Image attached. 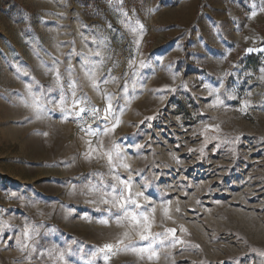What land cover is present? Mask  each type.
Masks as SVG:
<instances>
[{
  "label": "rangeland",
  "instance_id": "obj_1",
  "mask_svg": "<svg viewBox=\"0 0 264 264\" xmlns=\"http://www.w3.org/2000/svg\"><path fill=\"white\" fill-rule=\"evenodd\" d=\"M261 8L264 0H0V220L13 226L0 233V264H64L60 251L68 264H88L97 247L115 243L124 231L107 217V206L98 211L87 202L94 197L81 194L89 180H98L91 173L107 176L108 169L84 158L88 138L76 120L59 109L36 119L21 102L26 84L37 93L53 86L46 69L55 58L62 75L69 63L74 66L77 95L102 108L103 93L92 88L83 57L75 54L97 50L111 57L103 78H116L105 86L114 107L119 111L131 98L111 139L133 171H119L131 174L134 191L157 207L152 231L176 228L186 242L152 260L117 251L107 264H264V51L246 52L264 49ZM122 19L144 25L138 48ZM93 38L107 47L98 48ZM140 60L148 66L140 68ZM221 80L235 98L222 95L224 103L212 106L205 86ZM59 97L57 89L46 99ZM244 101L249 106L241 111ZM206 124L219 125V132L209 131L219 140L208 143L201 157ZM73 185L77 191L70 194ZM168 201L172 219L161 226L159 205ZM102 218L109 223H100ZM25 220L39 234L21 251L15 237ZM95 264L105 261L97 256Z\"/></svg>",
  "mask_w": 264,
  "mask_h": 264
},
{
  "label": "snow or ice",
  "instance_id": "obj_2",
  "mask_svg": "<svg viewBox=\"0 0 264 264\" xmlns=\"http://www.w3.org/2000/svg\"><path fill=\"white\" fill-rule=\"evenodd\" d=\"M260 11H264L261 8ZM125 17L126 13H122ZM257 12L253 10L251 12V17H255ZM123 27L133 34L134 43L137 48L140 45V40L143 35L144 25L139 21H136L133 25L131 21L126 22L124 19L120 21ZM109 27L111 25L109 24ZM99 47H107L106 42L101 40L97 42L95 38L92 41ZM254 51H264V49L248 48L246 52ZM83 57L81 61V68L84 70V74L90 81L91 86L97 92L103 93V98L106 101L102 108L96 106L92 103L91 99L87 97L86 94L81 96L77 95V82L73 79L75 72L74 66L69 63L64 70V75L61 74L59 68L55 65L59 61L55 60L53 62V67L47 68L46 71L53 74V86H50L47 90L43 88L39 93L33 90L32 84H26L25 88L27 91V97L21 102L24 103L26 107L31 109L36 119L48 118L50 113L59 109L65 116L72 117L77 120L80 126V130L88 138L85 140L86 149L83 153L84 158L87 160H97L103 161L108 169L107 176L103 172L91 173L93 177H98L97 181L89 180L87 184L81 189V194L91 195L94 198L88 200V203L97 206V210H100V205L107 206L104 211L107 213V217L115 220V223L124 228V231L116 239L115 243L107 242L102 246L97 247L92 253V258L89 260L88 264H95V259L97 256L102 257L105 264L110 260L111 255H114L117 251H131L139 256L147 254V258L152 260L154 258L159 259L160 250L168 249L171 250L176 248L177 245H183L186 242L177 236V229L170 227H163L162 231H152L153 226L156 222L155 214L157 212L156 206H151L148 197L145 196L143 191H134L133 176L131 174L126 177L119 171L123 169L125 172H131L133 169L130 164L126 162V157L124 155V149L121 148L120 144L115 140L111 139V135L114 133L115 129L120 125L121 119L120 114L123 112L124 107L130 102V97L126 99L125 105L117 110L114 107V96L112 93L108 92L106 85L115 82V77L111 79L104 77V64L110 56H106L104 52L99 50L95 52L85 53H75ZM99 57V60H93L92 57ZM71 57L69 56V59ZM130 66L135 64V60L129 61ZM140 68L147 67L148 65L144 60L139 62ZM19 71V69H17ZM111 72V69H108ZM264 73V69H261ZM225 75H230L226 73ZM125 76L127 74L125 73ZM176 75L173 74L172 79L175 80ZM264 80V76L260 77ZM66 80V82H65ZM138 86V82H133L131 85L133 92H135ZM186 87V85H184ZM208 88L209 96L214 97V103L212 106L222 105L224 100L221 96H225L229 99H234L235 97L228 92L225 88L223 81L219 83L218 86L213 87L206 85ZM129 85L125 82L123 86L124 96L127 97ZM59 90V100L56 99H46L47 94L53 92L54 90ZM175 91V88L170 89ZM71 99L72 103L69 104L68 100ZM161 100L164 99L163 96L160 97ZM249 106L248 101L243 102L241 111H245ZM203 115V113H201ZM146 119H153V117H147ZM91 120V123L88 121ZM95 125V126H93ZM213 130L219 132V125L206 124L200 129V134L203 135V145L199 149L201 157L204 155V147L212 141L219 140L218 135H209V131ZM196 133H194L195 135ZM45 135H47L45 133ZM108 138V143L105 144L104 138ZM95 138V139H93ZM238 139V138H237ZM264 139V138H262ZM223 143H234V141H222ZM137 149H141L144 145H135ZM179 147V145L177 146ZM220 144H216L218 149ZM189 151H196L195 149H189ZM234 151V149H233ZM173 160L179 163L178 157L175 153L170 154ZM137 174L140 173V170ZM110 177V181L109 178ZM147 188V182L143 185ZM77 191L76 186L73 185L70 189V194ZM11 196L24 201L23 196H18L17 193H11ZM141 198L143 203H141ZM199 203V201H197ZM170 204L171 201L167 203H161L159 208L161 210L162 220L161 226H163L164 220H171L170 215ZM179 212V207L176 208ZM87 218V217H84ZM102 224H108V218H102L99 220ZM13 227L9 224L7 220H0V233L5 229ZM180 231L186 232L187 230L181 226ZM39 234V227L35 224L29 223L25 220L23 228L21 229L20 235L16 236V243L20 247L21 251L27 250L30 245L28 241L33 240V238ZM138 242H146L141 247H136ZM75 243V241H73ZM198 247V246H197ZM35 247L31 248V252H35ZM68 254H71V248L66 249ZM253 251H256L253 249ZM264 256V253H260ZM31 255V253H29ZM58 259L64 261V264H68L65 260V251H60L58 254Z\"/></svg>",
  "mask_w": 264,
  "mask_h": 264
},
{
  "label": "built area",
  "instance_id": "obj_3",
  "mask_svg": "<svg viewBox=\"0 0 264 264\" xmlns=\"http://www.w3.org/2000/svg\"><path fill=\"white\" fill-rule=\"evenodd\" d=\"M88 122L91 123V120H89ZM76 126H77V127H80V126H79V123H78L77 120H76Z\"/></svg>",
  "mask_w": 264,
  "mask_h": 264
}]
</instances>
